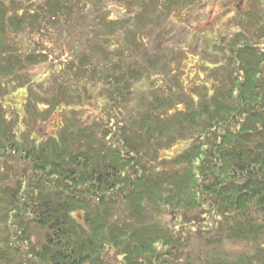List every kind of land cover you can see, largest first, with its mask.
Masks as SVG:
<instances>
[{"label":"trees","instance_id":"obj_1","mask_svg":"<svg viewBox=\"0 0 264 264\" xmlns=\"http://www.w3.org/2000/svg\"><path fill=\"white\" fill-rule=\"evenodd\" d=\"M99 1H0V264H264V0L214 44L209 81L192 90L169 61L179 70L184 51L149 52L141 33L168 25V42L174 14L203 0H125L103 40L73 32L81 46L63 62L34 37L24 55L11 43L80 12L88 24ZM122 30L135 59L113 57ZM49 61L61 66L47 86L32 82L25 68ZM88 83L104 85L105 107L85 120ZM11 84L26 86V128L1 100ZM59 110L57 135L38 137Z\"/></svg>","mask_w":264,"mask_h":264},{"label":"rangeland","instance_id":"obj_2","mask_svg":"<svg viewBox=\"0 0 264 264\" xmlns=\"http://www.w3.org/2000/svg\"><path fill=\"white\" fill-rule=\"evenodd\" d=\"M1 1V0H0ZM6 2H12L14 0H3ZM17 3H20L21 0H16ZM25 3H30V0H23ZM34 1H42V0H34ZM98 1V0H94ZM125 0H102L99 1L98 5L103 11L89 13L91 15V21L86 24L83 20L84 17L81 15L86 13V11H91L92 9V1L84 7V13L80 12L75 15V18L70 20L62 17L60 21H62L60 27L54 29L53 26H49L50 30L45 38H41L43 33H40L38 29H35L32 33H23L16 36L14 33L11 35V43L12 45L19 47V53L24 55V53L30 51L32 47L35 45L32 37L35 38L36 43L39 46L48 47L53 52L54 59L58 58L59 62L65 61L68 57H71L73 47L81 46L79 43L75 44V40L73 41V32H81L78 34L79 41L83 39V34H85L84 39L86 37L87 41H91L93 38L103 40L102 36H105L109 31L110 28L106 25L107 21L113 19L114 21H119L121 18V12L125 11ZM129 2V1H128ZM23 4V2H21ZM258 7L254 4V0H203L192 6L187 7L186 9L181 10L180 12H176L174 14V19L171 24L173 29L166 33L168 37V42L161 41L160 37L162 31L165 27L156 26V28H149L143 34L141 33V37L143 35L146 36V43L148 46H145L147 51L157 52L159 51H166L172 46L177 45L176 47L180 50H183L185 54H182L180 58V67L179 70L176 68V61L169 60L170 63L173 65V70L176 76L181 74V79L187 83L188 89L193 88L194 84L200 82V80L209 81L208 74L209 72L205 71L202 68L203 63H208L214 67V56L212 53L215 51L214 44L218 43L219 39L223 38L224 36H228L238 28L240 29L242 22L241 18L243 14L247 12H252L254 9ZM107 14L105 20H102V15ZM124 14V13H123ZM128 21L130 25L135 22V19L129 18ZM121 23V22H117ZM135 24V23H134ZM168 26V25H167ZM166 26V27H167ZM165 27V28H166ZM242 29V28H241ZM254 29H256L254 27ZM47 32V30H46ZM111 33V32H110ZM128 31L122 30L120 31L111 41L109 46H114L116 51L113 54L114 59L119 57L125 58V60H132L135 59L134 57H128L131 54L129 50L130 47L128 46H135L133 43V38H131L129 43L126 41ZM97 36V37H95ZM144 36V37H145ZM51 37H53L51 39ZM93 37V38H92ZM86 42V44H88ZM182 44V45H181ZM197 44V46H196ZM221 44V43H219ZM217 44L216 46H220ZM103 46H108L103 44ZM85 50V49H84ZM88 52L86 49L85 52ZM168 53V52H167ZM153 54V53H152ZM173 55V54H172ZM170 55V56H172ZM181 56V52L175 54V57ZM179 59V58H178ZM119 60V59H117ZM53 61L39 63L37 65L29 66L25 68V73H29L31 81L38 84L42 83L47 86L49 83V78L55 73L58 72L59 67L61 66L60 63H55ZM51 66H56L55 70L52 72ZM52 72V73H51ZM51 73V74H50ZM71 73V72H70ZM164 77L162 76H154L155 84L161 82ZM166 80V78H165ZM173 81V80H172ZM84 82H81L83 84ZM162 83V82H161ZM170 86L172 83L167 82ZM165 81L162 83L163 89L166 91L167 84ZM88 88L90 89V93L92 98H87L86 95L83 96V103L78 105L79 113L83 119L90 120L95 116H98L99 113L104 111L105 103L100 96L99 92L101 90L105 91L104 85L99 83L95 88L93 84L88 83ZM154 86L153 83L147 82V84L143 83L141 86L143 89H147L148 87ZM26 86H20L18 88V84H11L8 85L6 89H8V94L1 98L3 104L6 106L8 116L12 121L18 119V123L21 127L25 126L24 118L26 114V103L29 100ZM138 87V86H137ZM149 90V89H148ZM145 92V91H144ZM108 94L105 97L107 99ZM69 113L67 110H59L52 114L50 117H47L44 121H38L36 124L33 125V130L38 137H51L57 135L59 132V126L61 123V119L63 115H67ZM26 128V126H25ZM186 142H179L173 147L164 150L162 155H173L176 152H179L183 147H185Z\"/></svg>","mask_w":264,"mask_h":264}]
</instances>
